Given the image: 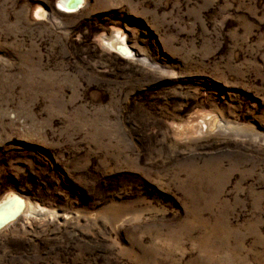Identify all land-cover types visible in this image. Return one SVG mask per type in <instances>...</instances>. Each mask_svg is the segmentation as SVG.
<instances>
[{"label":"rangeland","instance_id":"374dc122","mask_svg":"<svg viewBox=\"0 0 264 264\" xmlns=\"http://www.w3.org/2000/svg\"><path fill=\"white\" fill-rule=\"evenodd\" d=\"M8 195L0 264H264V0H0Z\"/></svg>","mask_w":264,"mask_h":264},{"label":"bare ground","instance_id":"6f19581e","mask_svg":"<svg viewBox=\"0 0 264 264\" xmlns=\"http://www.w3.org/2000/svg\"><path fill=\"white\" fill-rule=\"evenodd\" d=\"M78 0H58L59 10L65 13H71V11L78 10L82 7L84 0H80L81 3L74 5ZM76 13V12H74ZM107 46L114 53L120 54L122 57L130 59L133 58L132 51L126 44L125 40L121 38V36H112L106 39ZM215 122L214 119H207L204 122V126L208 127ZM218 127L225 128L228 125H223L221 121L218 120ZM227 124V123H226ZM231 126V125H230ZM217 127V125H216ZM4 203V204H3ZM21 219L23 217L24 220L37 219L40 217H47L49 214L42 208L36 205H32L31 203H25L23 206L19 202V198L17 196L8 195L7 198L0 203V225L5 227L9 222L13 221L15 218ZM21 224V223H20ZM25 224V223H23ZM22 224V225H23ZM22 227V226H21Z\"/></svg>","mask_w":264,"mask_h":264},{"label":"water","instance_id":"95a60500","mask_svg":"<svg viewBox=\"0 0 264 264\" xmlns=\"http://www.w3.org/2000/svg\"><path fill=\"white\" fill-rule=\"evenodd\" d=\"M80 4L81 3V1L80 0H78L74 5H77V4ZM78 6V5H77ZM3 201V200H2ZM19 202L21 203V205L23 206V204H24V201H23V199H21V198H19ZM4 204V203H3ZM3 225H0V230L3 228L2 227Z\"/></svg>","mask_w":264,"mask_h":264}]
</instances>
